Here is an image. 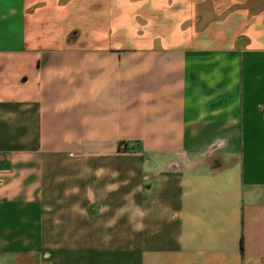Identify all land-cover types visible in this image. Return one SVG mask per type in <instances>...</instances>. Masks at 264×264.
<instances>
[{
  "label": "crops",
  "instance_id": "1",
  "mask_svg": "<svg viewBox=\"0 0 264 264\" xmlns=\"http://www.w3.org/2000/svg\"><path fill=\"white\" fill-rule=\"evenodd\" d=\"M0 264H264V0H0Z\"/></svg>",
  "mask_w": 264,
  "mask_h": 264
},
{
  "label": "rangeland",
  "instance_id": "2",
  "mask_svg": "<svg viewBox=\"0 0 264 264\" xmlns=\"http://www.w3.org/2000/svg\"><path fill=\"white\" fill-rule=\"evenodd\" d=\"M146 19L137 18L136 26L140 30H106L108 35L106 37L114 39L115 42L132 46V47H145L149 45L159 46L165 45L168 47L172 46H183V45H194L201 43L202 41H210L215 44L223 43L227 44L232 42V35L230 29L228 30H199L206 25L208 20L197 19L194 21L198 30H143L147 24ZM212 21V20H211ZM216 21H223L216 19ZM191 23V22H190ZM189 22L185 23L184 28L192 26ZM79 33V32H78ZM77 34L73 31L70 38L75 39ZM237 44L241 43V38L237 36Z\"/></svg>",
  "mask_w": 264,
  "mask_h": 264
}]
</instances>
